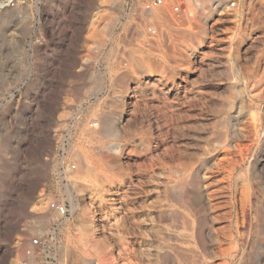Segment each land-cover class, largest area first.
Masks as SVG:
<instances>
[{
    "label": "rangeland",
    "instance_id": "374dc122",
    "mask_svg": "<svg viewBox=\"0 0 264 264\" xmlns=\"http://www.w3.org/2000/svg\"><path fill=\"white\" fill-rule=\"evenodd\" d=\"M173 3L0 0V264H264V0Z\"/></svg>",
    "mask_w": 264,
    "mask_h": 264
},
{
    "label": "built area",
    "instance_id": "2783aa9c",
    "mask_svg": "<svg viewBox=\"0 0 264 264\" xmlns=\"http://www.w3.org/2000/svg\"><path fill=\"white\" fill-rule=\"evenodd\" d=\"M144 2V8L146 10H151L154 7H158V6H163L165 4V0H143ZM182 7L181 4L179 3V0H174V3L172 4V10L173 12L178 15L181 11ZM150 32L154 33L155 29L154 28H150ZM50 209L54 210L57 214L61 215V216H65L67 214V209L65 205H60V204H56V203H51L49 205ZM34 244L38 243L37 239L33 240ZM17 264H25V262H19Z\"/></svg>",
    "mask_w": 264,
    "mask_h": 264
}]
</instances>
